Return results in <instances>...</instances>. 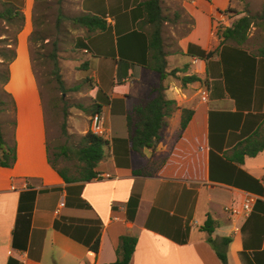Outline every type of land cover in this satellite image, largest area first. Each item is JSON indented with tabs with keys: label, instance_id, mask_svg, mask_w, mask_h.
<instances>
[{
	"label": "crops",
	"instance_id": "0c3cea01",
	"mask_svg": "<svg viewBox=\"0 0 264 264\" xmlns=\"http://www.w3.org/2000/svg\"><path fill=\"white\" fill-rule=\"evenodd\" d=\"M1 1L21 8L27 42L34 0ZM146 1L78 0L77 16L104 22L93 32L78 26L72 42L94 86L92 98L102 106L105 157L94 171L108 179L63 181L48 160L35 76L32 70L23 73L22 81L12 73L15 60L9 65L10 144L2 132L16 160L0 167V264H112L122 236L136 239L130 264H222L215 249L225 251L227 264H264V149L254 156L244 152L264 143V53L256 51L263 42H249L250 35L245 54L221 52L217 36L218 25L229 27L247 11L261 14L264 0L185 2L189 29L174 41L162 34L168 73L163 95L170 104L162 109L167 115L159 141L135 152L127 113L151 100L161 83L152 70ZM167 24L166 18L163 28ZM187 76L197 81L184 83ZM202 88L208 90L206 103L199 98ZM248 197L255 201L245 217ZM208 219L214 247L201 229ZM223 239L229 240L226 246Z\"/></svg>",
	"mask_w": 264,
	"mask_h": 264
},
{
	"label": "trees",
	"instance_id": "16d2710c",
	"mask_svg": "<svg viewBox=\"0 0 264 264\" xmlns=\"http://www.w3.org/2000/svg\"><path fill=\"white\" fill-rule=\"evenodd\" d=\"M162 0H147L142 8L145 13V20L148 24L153 27V32L149 39V50L152 51L153 66L152 70L159 74L161 83L153 89L155 96L148 101H143L137 104L132 111L126 116V126L128 130V142L130 144V150L135 152H141L145 148H154L159 141V132L164 124V117L167 115L166 111H163L164 106H168L170 102L164 99L163 91L164 86L162 81L168 75L166 72V60L165 53L163 51V23L166 17L162 14ZM49 0H34L33 14L31 19L32 30L28 36V43L32 42L35 45H39L38 50H36L35 64L38 68L42 69L45 66L50 70L48 74H44V71L37 75L35 69L33 68L31 61V69L35 76L37 86L39 89V94L41 96L40 84L38 83L39 77L42 78H54L61 88L64 90L63 82L59 75V64L57 61L56 53L57 40L53 39V43L48 45L50 38L56 33L61 37L62 42H66L68 33L65 30L61 31V24L58 21L53 29H50L49 24L46 22L47 14L46 10L50 8ZM0 19L9 25L18 24L14 32L13 42H7L6 37L0 39L2 46L0 47V67L5 66L4 72L0 75L2 86L4 88L5 84L9 78V65L15 59V45L17 34L22 29L24 23V16L21 12V8L15 4L9 2H3L0 0ZM226 12V11H225ZM228 12V10H227ZM71 23L78 25L80 27L86 28L88 31L93 32L96 30L103 29L104 22L102 19L92 16L90 14H81L71 18ZM251 27L258 28L264 32V14H250L247 11L245 16L235 20L229 27L217 26V36L219 39V49L221 52L225 49H232L245 54L242 46L246 45L248 40V34ZM52 32V33H51ZM51 33V34H50ZM46 40L47 43H44ZM263 45L257 48L256 51L259 54L264 53V39L262 40ZM41 43V44H39ZM51 46L48 54H40L41 49H45ZM29 49V47H28ZM72 50L75 51L72 44ZM180 71V70H178ZM174 74V72H172ZM182 81L184 83H189L197 81L195 76L183 77ZM78 90L75 87L74 91ZM42 97V96H41ZM42 101V98H41ZM13 102V101H12ZM52 102V99H51ZM2 104V102H0ZM14 106V103H13ZM12 106V109H13ZM101 104L97 102L96 99L92 100V104L88 107L87 112L90 117L99 114L101 112ZM183 118L181 121V128L186 126V121ZM62 131L66 133L65 125L63 124ZM256 135V134H255ZM105 146L106 142L101 138L92 135L87 131L84 135L78 138V142L71 148V154L77 160L79 167L76 169V175L68 176L66 170L57 169L55 167L54 160L49 157V163L51 167L57 171L59 176L66 183L71 182H88L92 180L96 172L94 171L97 164L105 157ZM63 151V147H61ZM264 149V143L258 145L256 148L244 151L248 155L254 156L256 153ZM65 153V152H64ZM16 160L14 147H9L6 145L3 139V132L0 126V167L10 168L14 165ZM237 163L242 164L243 159L239 158L235 160ZM212 222L208 219L204 226L201 227L202 230L208 233L207 241L214 247V240L210 237L212 233ZM229 242L228 239H223L222 243L224 246ZM136 239L131 236H122L119 243L115 249L116 260L112 264H130L131 256L135 250ZM93 253H97L98 250V240L90 247ZM216 255L222 264H227V259L225 251L216 250Z\"/></svg>",
	"mask_w": 264,
	"mask_h": 264
},
{
	"label": "rangeland",
	"instance_id": "374dc122",
	"mask_svg": "<svg viewBox=\"0 0 264 264\" xmlns=\"http://www.w3.org/2000/svg\"><path fill=\"white\" fill-rule=\"evenodd\" d=\"M190 0H162V7L165 16L168 19V24L163 28V33L168 39L173 40L185 33L191 21L184 10L185 2ZM50 8L46 10L47 19L50 29L54 30L56 22L59 19L61 24V31L65 30L68 33L67 41L62 42L61 37L56 33L50 38L48 45H51L53 39L57 40V61L59 64V75L63 82L64 90L54 78L39 77L42 104L45 113L47 124V136L49 141L50 158L54 160L57 169L66 170L67 175H76V170L79 167L77 160L71 154V148L77 144L78 138L89 131L90 115L87 112L88 107L92 104V82L84 77L82 72V63L79 53L72 50L74 29L78 27L71 23V18L78 15V0H49ZM219 5L224 4V0H218ZM236 6L238 3L233 2ZM186 9L190 10V4H187ZM34 6V4H33ZM0 10L1 6H0ZM173 11L177 13L173 14ZM264 14V7L261 11ZM33 9L31 10L32 19ZM24 25V23H23ZM18 24L9 25L0 19V39L6 37L7 42H13L14 32ZM23 29V26H22ZM20 30L16 37L15 45V65L12 73H17L22 81H26L23 73L31 72L30 61H32L33 68L37 75L44 71L48 74L49 69L45 66L42 69L35 64L36 50L39 45L32 42H23L26 34L25 31ZM52 33V32H51ZM50 33V34H51ZM251 35L249 42H262L264 39V32L258 28L251 27L248 36ZM20 41V42H19ZM46 40L44 43H47ZM41 44V43H39ZM249 45V44H248ZM2 43H0V47ZM251 45H249L250 47ZM29 47V49H28ZM51 46L40 50V54H48ZM13 62V61H12ZM11 64V63H10ZM5 66L0 67V75L4 72ZM11 70L9 68V74ZM13 73V74H14ZM75 87L78 90H75ZM7 90L3 88L0 77V126L5 132V138L10 144L11 142V108L13 106V99L10 95H6ZM52 99V102H51ZM14 107V106H13ZM14 109V108H13ZM63 124L65 125L66 133L62 131ZM63 147V151L61 149ZM65 152V153H64ZM77 168V169H76Z\"/></svg>",
	"mask_w": 264,
	"mask_h": 264
},
{
	"label": "built area",
	"instance_id": "2783aa9c",
	"mask_svg": "<svg viewBox=\"0 0 264 264\" xmlns=\"http://www.w3.org/2000/svg\"><path fill=\"white\" fill-rule=\"evenodd\" d=\"M193 63H197L196 60L193 61ZM199 98L200 101L203 103H206L208 100V90L207 88H202L199 91ZM89 132L97 137H102L105 133V130L103 128V117L101 113L95 114L90 117V126H89ZM110 176L108 174H96L93 180H103V179H108ZM254 198L248 197L245 199L243 205H242V212L243 216H248L249 213L252 211V205L254 203ZM226 211H230L232 214L236 213V210L234 208L227 207L225 208Z\"/></svg>",
	"mask_w": 264,
	"mask_h": 264
}]
</instances>
